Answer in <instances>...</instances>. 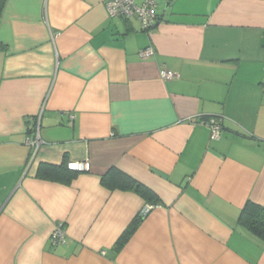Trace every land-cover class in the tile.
Here are the masks:
<instances>
[{
	"label": "crops",
	"instance_id": "obj_1",
	"mask_svg": "<svg viewBox=\"0 0 264 264\" xmlns=\"http://www.w3.org/2000/svg\"><path fill=\"white\" fill-rule=\"evenodd\" d=\"M157 2L148 34L105 0H4L0 264H264L238 223L246 203L264 207V0ZM70 160L88 169L67 184L36 176ZM111 167L160 200L119 250L149 203L105 186ZM58 223L67 240L54 245Z\"/></svg>",
	"mask_w": 264,
	"mask_h": 264
},
{
	"label": "trees",
	"instance_id": "obj_2",
	"mask_svg": "<svg viewBox=\"0 0 264 264\" xmlns=\"http://www.w3.org/2000/svg\"><path fill=\"white\" fill-rule=\"evenodd\" d=\"M3 4L4 0H0V12ZM5 48L6 46L0 43V49ZM77 173L78 172L70 170L67 167L66 161H63L59 165L41 162L38 165L36 176L39 178L55 180L67 184L77 175ZM102 182L105 186L111 189L134 191L151 205H156L160 201L158 196L150 188L115 167L109 168L103 174ZM141 219L142 216L137 215L130 221V223L116 240L114 244L115 250H119L127 242V240L137 228ZM238 223L264 243L263 206L253 202L246 203L239 213Z\"/></svg>",
	"mask_w": 264,
	"mask_h": 264
},
{
	"label": "built area",
	"instance_id": "obj_3",
	"mask_svg": "<svg viewBox=\"0 0 264 264\" xmlns=\"http://www.w3.org/2000/svg\"><path fill=\"white\" fill-rule=\"evenodd\" d=\"M157 0H105V7L109 17L111 18H129L135 17L139 23L141 30L146 33H151L158 20ZM142 58H147L154 55L152 46H146L139 51ZM160 75L163 79H171L176 77V74L167 69H161ZM199 123L205 124L210 129V136L217 139L221 135V121L217 118L206 117L199 118ZM25 143L32 147L34 151L43 143L39 131L33 129L26 136ZM67 167L76 172H83L88 169L86 160H70L67 162ZM154 205H145L140 210V215H145ZM67 240V233L63 223H58L50 234L52 244H63Z\"/></svg>",
	"mask_w": 264,
	"mask_h": 264
},
{
	"label": "rangeland",
	"instance_id": "obj_4",
	"mask_svg": "<svg viewBox=\"0 0 264 264\" xmlns=\"http://www.w3.org/2000/svg\"><path fill=\"white\" fill-rule=\"evenodd\" d=\"M159 4L161 7L164 6V3L162 2V0H159Z\"/></svg>",
	"mask_w": 264,
	"mask_h": 264
},
{
	"label": "water",
	"instance_id": "obj_5",
	"mask_svg": "<svg viewBox=\"0 0 264 264\" xmlns=\"http://www.w3.org/2000/svg\"><path fill=\"white\" fill-rule=\"evenodd\" d=\"M167 5H168V3H165V7H164V9H166ZM156 24H157V23H156Z\"/></svg>",
	"mask_w": 264,
	"mask_h": 264
}]
</instances>
